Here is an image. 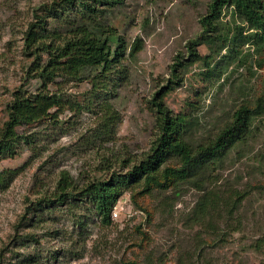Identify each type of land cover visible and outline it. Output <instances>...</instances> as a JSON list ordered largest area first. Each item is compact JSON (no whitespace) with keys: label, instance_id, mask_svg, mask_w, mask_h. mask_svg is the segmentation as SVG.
Wrapping results in <instances>:
<instances>
[{"label":"rangeland","instance_id":"obj_1","mask_svg":"<svg viewBox=\"0 0 264 264\" xmlns=\"http://www.w3.org/2000/svg\"><path fill=\"white\" fill-rule=\"evenodd\" d=\"M50 1L0 0V132L13 92L41 84L28 74L32 58L23 47L36 10ZM211 1L124 0L105 13L102 22L116 28L128 46L107 90L96 96L88 80L59 78V92L82 109L20 126L19 132L34 141L0 159V171L16 170L0 186V264H146L148 257L154 264H264V188L257 185L264 183V112L253 120L255 135L248 143L233 147L214 171L201 175L204 189L192 180L136 198L127 191L109 226L90 210L66 206L45 208L43 222L26 225V213L54 190L61 170L83 185L109 175L102 171V154L141 155L150 148L157 132L151 97L167 84L177 56L188 54V41L202 31L200 19ZM222 16L223 28L245 26L231 7ZM242 31L243 36L251 32L247 25ZM137 39L142 49L131 56ZM199 51L211 52L207 45ZM221 54L211 67L198 62L187 68L184 83L165 98L174 112L191 115L194 146L215 138L237 109L254 107L264 93V42H232ZM106 98L121 120L109 141L96 136ZM213 188L223 195L235 188L249 190L231 220L220 213L211 223L202 219L198 203ZM31 256L35 263L27 261Z\"/></svg>","mask_w":264,"mask_h":264},{"label":"trees","instance_id":"obj_2","mask_svg":"<svg viewBox=\"0 0 264 264\" xmlns=\"http://www.w3.org/2000/svg\"><path fill=\"white\" fill-rule=\"evenodd\" d=\"M122 2L124 0H52L36 10L34 21L25 32L23 49L32 58L28 67L30 78H38L41 84L36 90L22 87L13 92V98L7 105L8 118L0 132V159L15 155L20 145H31L34 141L30 135L19 132L20 126L50 118L55 121L66 110L82 109L80 103L65 98L59 92L63 81L88 80L96 96L107 90L128 46L116 28L102 22V17ZM227 7H231L233 14L247 25L251 30L249 34L243 36V24H235L234 28L221 26ZM200 24L202 31L188 41V54L177 56L170 66L167 84L151 97L150 108L154 111L157 132L150 148L141 155L102 154V171L109 172V175L95 177L83 185L69 170H61L54 190L38 199L34 208L26 213L25 219L29 221L26 225L36 227L43 222L41 210L45 208L66 206L71 210H90L101 224L109 226L113 223L114 207L127 191H131L136 198L138 194L166 191L192 180L204 189L206 179L201 175L207 169L214 171L233 147L248 143L249 138L255 135L253 120L264 112V93L257 98L254 107L242 105L237 109L232 122L215 138L196 146L190 142L194 127L191 115L184 111L174 112L165 98L184 83L185 70L191 65L202 62L205 67H211L232 42L238 46L264 42V0H212ZM201 45H207L211 52L201 54ZM141 49L142 44L137 39L132 43L129 55L133 56ZM52 86H58V90ZM109 103L106 98L102 104L99 118L102 129L96 134L107 141L114 139L121 121L118 112ZM13 172L16 170L0 171V186L6 185L9 173ZM257 185L264 188V183ZM248 194L249 190L235 188L224 196L213 188L197 207L202 219H208L209 223L216 213L231 220L239 203ZM77 224H82V221ZM32 240L39 241L34 237ZM260 244L256 246L260 248ZM27 261L35 263L36 259L31 256ZM146 264H154L151 257L147 258Z\"/></svg>","mask_w":264,"mask_h":264},{"label":"built area","instance_id":"obj_3","mask_svg":"<svg viewBox=\"0 0 264 264\" xmlns=\"http://www.w3.org/2000/svg\"><path fill=\"white\" fill-rule=\"evenodd\" d=\"M114 213V212H113Z\"/></svg>","mask_w":264,"mask_h":264}]
</instances>
